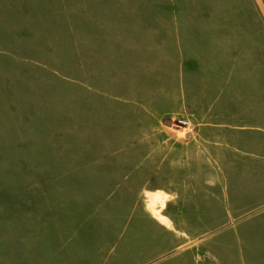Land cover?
<instances>
[{
    "label": "rangeland",
    "instance_id": "rangeland-1",
    "mask_svg": "<svg viewBox=\"0 0 264 264\" xmlns=\"http://www.w3.org/2000/svg\"><path fill=\"white\" fill-rule=\"evenodd\" d=\"M174 5L200 16L220 11L250 38L264 31V0ZM110 6L97 0H0V264H213L214 242L232 240L235 233L244 237L252 215L264 212V112L261 130L245 131L240 141L249 153L239 158L230 180H221L230 199L213 204L206 188L199 206L187 204L182 211L171 205L167 211L172 197L162 192L153 204L152 193L107 196L97 188L94 171L119 169L104 157L134 153L103 146L118 130L106 128L116 117L93 82L102 68L93 58L101 52L92 14ZM244 50L246 73H262L264 81V45ZM103 67L105 75L115 73L116 63ZM172 130L178 138L188 131ZM36 205L44 206L43 223L21 237L17 214ZM158 210L178 224L158 219ZM74 228L76 235L69 231Z\"/></svg>",
    "mask_w": 264,
    "mask_h": 264
},
{
    "label": "crops",
    "instance_id": "crops-1",
    "mask_svg": "<svg viewBox=\"0 0 264 264\" xmlns=\"http://www.w3.org/2000/svg\"><path fill=\"white\" fill-rule=\"evenodd\" d=\"M97 1L111 6L92 14L98 27L94 45L101 52L93 58L102 68L93 82L100 96L110 100L109 114L116 117L106 128L118 130V137L103 146L134 149L104 157L119 169L94 171L97 188L107 196L162 192L172 197L167 211L171 205L182 211L187 204L199 206L206 188L213 204L230 199L232 193L221 180H230L239 158L249 153L241 147L244 132L262 128L263 75L246 73L244 49L252 44L263 48V29L250 38L252 33L231 25L220 11L200 16L178 10L174 0ZM105 62L116 63L115 73L105 75ZM178 117L192 125L181 127L188 130L182 138L172 130ZM144 148L147 153H140ZM42 210V205L20 209L21 237L34 232L35 222L43 223ZM164 217L178 224L171 214ZM248 222L244 237L235 233L232 240L214 242L213 264H264V212ZM77 230L69 231L76 235Z\"/></svg>",
    "mask_w": 264,
    "mask_h": 264
},
{
    "label": "built area",
    "instance_id": "built-area-1",
    "mask_svg": "<svg viewBox=\"0 0 264 264\" xmlns=\"http://www.w3.org/2000/svg\"><path fill=\"white\" fill-rule=\"evenodd\" d=\"M172 121H173V125L176 126L177 128H181L183 126L192 127L191 122L185 118H175Z\"/></svg>",
    "mask_w": 264,
    "mask_h": 264
},
{
    "label": "bare ground",
    "instance_id": "bare-ground-1",
    "mask_svg": "<svg viewBox=\"0 0 264 264\" xmlns=\"http://www.w3.org/2000/svg\"><path fill=\"white\" fill-rule=\"evenodd\" d=\"M163 196V194L158 193V194H151V198H152V203L155 204L157 203L158 199ZM151 201V199H150ZM160 210L156 211V217L160 220L166 221V218L159 212Z\"/></svg>",
    "mask_w": 264,
    "mask_h": 264
}]
</instances>
